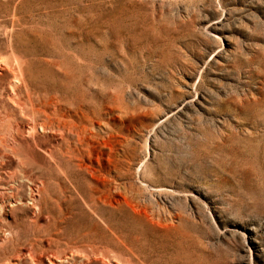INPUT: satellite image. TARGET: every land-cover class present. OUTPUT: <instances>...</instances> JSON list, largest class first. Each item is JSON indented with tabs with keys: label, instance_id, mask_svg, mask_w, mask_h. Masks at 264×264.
Here are the masks:
<instances>
[{
	"label": "rangeland",
	"instance_id": "obj_1",
	"mask_svg": "<svg viewBox=\"0 0 264 264\" xmlns=\"http://www.w3.org/2000/svg\"><path fill=\"white\" fill-rule=\"evenodd\" d=\"M0 47V264H264V0H0Z\"/></svg>",
	"mask_w": 264,
	"mask_h": 264
},
{
	"label": "bare ground",
	"instance_id": "obj_2",
	"mask_svg": "<svg viewBox=\"0 0 264 264\" xmlns=\"http://www.w3.org/2000/svg\"><path fill=\"white\" fill-rule=\"evenodd\" d=\"M2 65H7V68H9V66L12 68L13 73H14V77L17 79V82L19 84L15 85L14 90L23 93L24 90H27V77H26V71H25V66L24 63L20 57V55H17L15 52H10L7 54H3L2 52V47H0V67ZM27 95L29 96V93L27 91ZM5 122H2L1 124H4ZM47 127V125H43L42 128ZM54 127V126H53ZM52 127V128H53ZM45 129V128H44ZM32 130L35 132L36 131V126L33 124L32 125ZM54 131H59V128H53ZM34 132H32V136H26V139L29 140V137H31L32 141H34L35 139V135ZM36 133V132H35ZM55 133V132H53ZM21 136V135H19ZM23 138V136H21ZM51 264H59L58 260L54 259L51 260Z\"/></svg>",
	"mask_w": 264,
	"mask_h": 264
}]
</instances>
